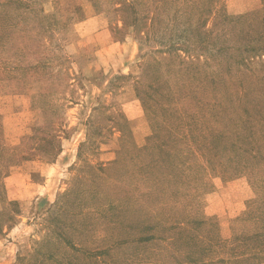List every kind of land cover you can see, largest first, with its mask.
<instances>
[{
  "label": "rangeland",
  "instance_id": "obj_1",
  "mask_svg": "<svg viewBox=\"0 0 264 264\" xmlns=\"http://www.w3.org/2000/svg\"><path fill=\"white\" fill-rule=\"evenodd\" d=\"M246 111L264 0H0V264H264V147L239 175L192 143L224 152Z\"/></svg>",
  "mask_w": 264,
  "mask_h": 264
},
{
  "label": "trees",
  "instance_id": "obj_2",
  "mask_svg": "<svg viewBox=\"0 0 264 264\" xmlns=\"http://www.w3.org/2000/svg\"><path fill=\"white\" fill-rule=\"evenodd\" d=\"M17 22L14 26H12L13 28L19 27L20 29L18 30V32H23V33H29V29L31 31L30 26L32 27V23H31V19H26V18H20V15L17 16ZM33 20V19H32ZM192 18L188 17L187 15H184V17L180 18L178 21L181 22L183 25L178 29L177 26V31L178 32H185V30H188V28H191V24H192ZM11 33H12V28H11ZM26 36H31L32 38L30 40H32L33 38H36L38 40V48L37 50L33 51L32 56H35V58L40 59V53L39 50L42 49V47L44 46V49H46L47 45L46 42L44 41V38L42 36H38L40 38V40L37 38V36L35 35V37H33V35H26ZM25 38V36H24ZM12 39V37H11ZM26 39V38H25ZM30 40H28L27 42H30ZM42 40V42H41ZM171 48H175L174 43L172 44ZM21 54H19V56L24 59H26V57L24 56L23 52H20ZM39 61L38 64L36 65H29L26 67L20 66V67H11L8 71L11 72V74H16L17 76H25L28 75V73L34 74L36 73V71H39L42 66H39ZM44 68V67H43ZM7 71V70H4ZM16 78V76H15ZM189 96V95H187ZM203 107L207 114L209 115V119H214L212 117H210V110L209 107L210 104L208 105H204L202 102H198L196 105V108L199 107ZM175 116V115H172ZM251 114L249 112L246 111V117H240L238 119L237 122H235V127H236V136H237V142L236 143H232L229 144L230 147L225 148L224 152H216V150L218 149V140L220 139L219 135L221 133H215L213 134L216 130H214L213 128H209L210 130L208 131L209 134H205V135H200V136H193V141L192 143H198L201 144L199 146L200 151L202 152V156L203 154L209 159V162H213L214 161V155L216 154V157L219 159L221 158H227L231 161H233L236 158H241L245 160V164H244V170L242 168L241 164H238L237 168L239 170H235L236 173H239V175H241V173L247 172V170L251 169V173H254L257 169V164L259 165V167H261L263 164H261L260 158L258 157V154H256V150H260L262 147H264V142H261L259 140H256V136L259 133H263L264 134V116H254V117H250ZM253 116V115H252ZM176 117V116H175ZM259 117V118H258ZM177 120L181 121L183 120L182 117H176ZM217 119V118H216ZM261 121V122H260ZM181 125V123H180ZM188 125V123H186V126ZM192 127V125L190 126ZM235 129V128H234ZM176 142H179V140H175ZM181 142H188V139L185 140V137L182 138ZM168 146V144H166ZM247 146H251L253 148V150L251 152H249L250 150L247 148ZM185 148L188 149V147L186 146ZM229 151L228 154H230L231 156H229L228 154L224 155L223 154ZM207 152V153H206ZM167 158L166 160H164L163 162H172L171 165H175V169L178 170L180 167H184V166H190L189 168H192L190 165V162L187 161H183L180 159V157L176 158H171L170 160H168V156H170L169 151L167 150ZM254 160H259V163H255L254 164ZM218 162V161H217ZM224 164H220V166H222ZM11 168V166H9ZM235 174V172H234ZM238 175V174H237ZM155 240V236H143L141 238H138L136 241L138 243H144V242H150Z\"/></svg>",
  "mask_w": 264,
  "mask_h": 264
}]
</instances>
